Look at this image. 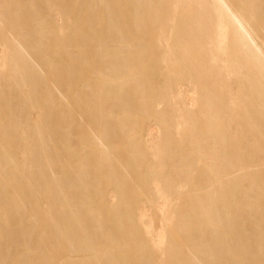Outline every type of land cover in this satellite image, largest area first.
Here are the masks:
<instances>
[{
    "label": "bare ground",
    "instance_id": "obj_1",
    "mask_svg": "<svg viewBox=\"0 0 264 264\" xmlns=\"http://www.w3.org/2000/svg\"><path fill=\"white\" fill-rule=\"evenodd\" d=\"M0 264H264V0H0Z\"/></svg>",
    "mask_w": 264,
    "mask_h": 264
},
{
    "label": "rangeland",
    "instance_id": "obj_2",
    "mask_svg": "<svg viewBox=\"0 0 264 264\" xmlns=\"http://www.w3.org/2000/svg\"><path fill=\"white\" fill-rule=\"evenodd\" d=\"M67 30L66 29H62L61 30V34H63V35H65V34H67ZM36 114L34 115V117L33 118H36ZM28 137V136H27ZM25 147H26V143H22L20 146H19V149H18V158L20 159V160H25L26 159V157L22 154L23 153V151H24V149H25ZM60 172V171H59ZM155 226H157L158 225V222L157 221H155V224H154Z\"/></svg>",
    "mask_w": 264,
    "mask_h": 264
}]
</instances>
